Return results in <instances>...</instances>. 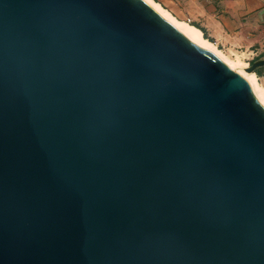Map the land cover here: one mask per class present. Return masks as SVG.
Listing matches in <instances>:
<instances>
[{
  "label": "water",
  "instance_id": "95a60500",
  "mask_svg": "<svg viewBox=\"0 0 264 264\" xmlns=\"http://www.w3.org/2000/svg\"><path fill=\"white\" fill-rule=\"evenodd\" d=\"M0 264H264L248 82L143 0H0Z\"/></svg>",
  "mask_w": 264,
  "mask_h": 264
},
{
  "label": "crops",
  "instance_id": "0c3cea01",
  "mask_svg": "<svg viewBox=\"0 0 264 264\" xmlns=\"http://www.w3.org/2000/svg\"><path fill=\"white\" fill-rule=\"evenodd\" d=\"M169 7L172 13L188 12L213 42L264 51V0H171Z\"/></svg>",
  "mask_w": 264,
  "mask_h": 264
},
{
  "label": "bare ground",
  "instance_id": "6f19581e",
  "mask_svg": "<svg viewBox=\"0 0 264 264\" xmlns=\"http://www.w3.org/2000/svg\"><path fill=\"white\" fill-rule=\"evenodd\" d=\"M155 12H157L164 20L175 27L181 34H183L192 43L202 49L212 52L216 57L223 61L231 69L239 73L250 85L253 94L260 105L264 108V86H262L257 79L254 72L246 71L247 63L243 60V56L239 54L227 53L221 50L216 43L210 41L204 36L203 31L195 25L178 19L168 9L156 0H143Z\"/></svg>",
  "mask_w": 264,
  "mask_h": 264
},
{
  "label": "rangeland",
  "instance_id": "374dc122",
  "mask_svg": "<svg viewBox=\"0 0 264 264\" xmlns=\"http://www.w3.org/2000/svg\"><path fill=\"white\" fill-rule=\"evenodd\" d=\"M156 1L159 2V3H161L164 8L168 9L171 12V9H169L170 8L169 6H170L171 0H156ZM172 1H174V0H172ZM181 9H183V7H181ZM172 14L175 15L180 20L187 21V22H189V23H191V24H193L195 26L197 25L200 28H203L204 29V27L199 22H197L196 20H193L191 18V16L188 15V12L182 13V12H179L178 10H176V11L174 10V13H172ZM206 33H207V36L210 39H212V37L210 36V33L207 30H206ZM214 43L218 44V47L220 49H222L223 51H225V52H228L231 49L232 51H234L235 54H239V55L243 56V60L247 63V67L252 66V64L255 61H258L260 59H264V51H259V50L254 49V48L249 50V49H246L245 47H242V46H234V45H231V44H229V46L226 47L225 44H222V43L218 42L217 40H214ZM254 73L257 76L258 82L262 86H264V79H263L264 66L259 67Z\"/></svg>",
  "mask_w": 264,
  "mask_h": 264
},
{
  "label": "trees",
  "instance_id": "16d2710c",
  "mask_svg": "<svg viewBox=\"0 0 264 264\" xmlns=\"http://www.w3.org/2000/svg\"><path fill=\"white\" fill-rule=\"evenodd\" d=\"M197 26V25H196ZM197 27H199V26H197ZM200 28V27H199ZM202 31H203V33H204V36L207 38V39H209V40H211L212 42H213V40L212 39H210L208 36H207V33H206V31L203 29V28H200Z\"/></svg>",
  "mask_w": 264,
  "mask_h": 264
}]
</instances>
